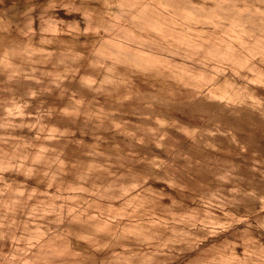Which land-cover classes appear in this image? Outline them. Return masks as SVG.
<instances>
[{"label": "rangeland", "instance_id": "1", "mask_svg": "<svg viewBox=\"0 0 264 264\" xmlns=\"http://www.w3.org/2000/svg\"><path fill=\"white\" fill-rule=\"evenodd\" d=\"M0 264H264V0H0Z\"/></svg>", "mask_w": 264, "mask_h": 264}, {"label": "bare ground", "instance_id": "2", "mask_svg": "<svg viewBox=\"0 0 264 264\" xmlns=\"http://www.w3.org/2000/svg\"><path fill=\"white\" fill-rule=\"evenodd\" d=\"M8 263V262H7Z\"/></svg>", "mask_w": 264, "mask_h": 264}]
</instances>
